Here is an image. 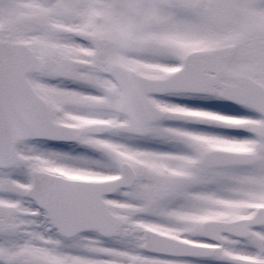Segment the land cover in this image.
<instances>
[{"label":"snow or ice","instance_id":"1","mask_svg":"<svg viewBox=\"0 0 264 264\" xmlns=\"http://www.w3.org/2000/svg\"><path fill=\"white\" fill-rule=\"evenodd\" d=\"M0 264H264V0H0Z\"/></svg>","mask_w":264,"mask_h":264}]
</instances>
